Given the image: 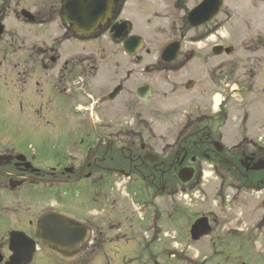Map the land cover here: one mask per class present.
<instances>
[{"label": "flooded vegetation", "instance_id": "flooded-vegetation-1", "mask_svg": "<svg viewBox=\"0 0 264 264\" xmlns=\"http://www.w3.org/2000/svg\"><path fill=\"white\" fill-rule=\"evenodd\" d=\"M114 1L112 18L104 30L110 33L114 26L126 22L128 35H136L134 22L121 15L126 10L139 17L152 12L157 23H168L161 34L171 30L174 38L153 62H146L151 50L144 46L137 54H124L126 70H101L91 56L66 58L70 27L62 5L61 24L55 28L54 6L48 13L35 15L32 26L48 28L47 38L32 47L35 56L31 52L23 55L22 61L18 58L16 86L29 89L35 85L39 96L47 91L49 105L70 106L75 118L65 134L49 141L45 158L36 148H17V140L8 145H3L8 141H0V218L4 206L17 205L18 212L13 227L0 237V264H7L13 256V232L23 233L35 243L30 264H67V258H75L74 264H90L101 250L121 255L124 264H171L173 248L131 247L125 237L163 234L165 199L171 203L170 218L183 217L185 208L173 199L181 190L201 185L204 164H210L213 173L223 179L229 177L237 191L258 195L253 212L262 213L257 229L264 234V169H257L258 163L264 162V112L251 119L249 107L255 102L246 94L254 84L246 86L242 81L236 89L228 85L227 63L221 59L233 49L221 43L210 45L212 22L196 29L189 24V12L204 0ZM10 12V7H0V14ZM0 22L4 24L3 15ZM146 24L151 27L153 21ZM172 43H178L177 54L163 56ZM36 72L43 75L35 80ZM229 93L237 97V103L228 112L223 103ZM260 94L264 96V88ZM226 139L236 144L226 150L222 144ZM24 200L45 204L36 224L33 216L19 212ZM247 205L239 202L235 207L251 210ZM133 208L141 218L136 219ZM45 215L66 221L68 226L63 225L60 234H87L86 239L72 252L48 245L40 238V221ZM211 217H199L194 223L207 218L209 234H213L217 220ZM108 234L123 235L112 238ZM188 264L208 262L203 258Z\"/></svg>", "mask_w": 264, "mask_h": 264}, {"label": "rangeland", "instance_id": "rangeland-1", "mask_svg": "<svg viewBox=\"0 0 264 264\" xmlns=\"http://www.w3.org/2000/svg\"><path fill=\"white\" fill-rule=\"evenodd\" d=\"M62 1L0 0V7L11 9L10 13L0 14L4 17L6 27L0 43V141H8L3 143L8 145L11 141L17 140V148L27 149L29 146L36 148L39 152H43L40 156L44 158L46 157L44 150L47 149L49 141H56L59 135L65 134L74 123L72 119L75 117L70 106L62 105L61 108L55 104L49 105L51 98L47 91L43 96H39L35 85L29 89L16 86L14 67L18 58L22 61L21 57L31 52L35 56L37 52L32 51V47L45 41L48 28L42 30L38 26H30L14 12L19 14L25 9L34 15L44 14L54 6L56 11L53 15L52 28H55L61 24L59 15ZM121 18H128L134 22L133 34L141 35L145 40L144 49L151 50V57L146 62H153L154 57L160 54L163 47L174 38L171 30L161 34L163 29L168 28V23H157L152 12L139 17L126 10ZM147 20L153 21L151 27L147 26ZM198 32L195 34L198 35ZM210 37L211 46L221 43L227 48H233V53L227 56L226 60L221 59L227 63L228 85L236 89L242 81L246 86L254 84L253 90L247 92L246 96L255 102L249 107L251 116L253 114L251 119L258 117L264 112V96L260 94L264 88V0H225L222 15L211 24ZM67 38L64 54L69 60L74 56H91L98 62L101 70H126L122 43L112 39L109 29L106 28L102 33L83 39L75 37L68 29ZM40 75L43 74L36 72L33 77L36 80ZM251 75L255 78L251 79ZM228 90L230 92V89ZM231 94L233 93H229L227 98L222 97V100L226 98L223 105H227L228 112L237 103V97H232ZM215 101L220 102L219 96ZM59 103L57 101V105ZM50 107L58 111L52 113ZM85 117L86 115H81V118ZM222 144L227 150L236 142L233 139H230V142L226 139ZM204 167L201 185L192 190L190 188L181 190L179 196L173 199L185 208L183 217L172 220L169 215L171 203L165 199L163 234H126L125 241H129L131 247L149 245L159 250L173 248L175 259L170 261L171 264H188L189 260L196 261L203 258H206L208 264H264V234H259L261 229H257L260 226L258 222L262 213L253 212V205L259 202L258 195L248 191H237L236 185L229 177L223 179L221 175L214 174L210 164H204ZM183 195L188 196L187 201L184 200ZM239 202L248 204L251 210L235 207ZM20 203L19 212L33 216L35 224L45 212L46 206L39 200L33 202L24 200ZM7 204L10 205L11 202ZM3 209L4 215L0 218V237L6 236L5 233L13 227L15 215L18 214L17 205L4 206ZM133 213L136 219L142 217L134 211V208ZM202 216H213L211 218L216 219L217 224L212 225L213 234L199 242H194L190 229L194 219ZM262 232L264 233V230ZM108 235L113 238L123 234ZM43 257L42 255L41 259ZM67 259L64 263L74 264L75 258ZM165 261L168 262L167 259ZM89 263L124 264L121 255L106 253L103 250L97 252L96 259Z\"/></svg>", "mask_w": 264, "mask_h": 264}, {"label": "water", "instance_id": "water-1", "mask_svg": "<svg viewBox=\"0 0 264 264\" xmlns=\"http://www.w3.org/2000/svg\"><path fill=\"white\" fill-rule=\"evenodd\" d=\"M224 0H204L199 6L188 15V22L193 28H198L205 23L211 22L221 11ZM116 3L114 0H66L62 6L64 15L68 22L72 24L71 29L78 35H89L100 26L106 24L112 17V11ZM21 15L29 22L35 23V18L27 11H22ZM5 27L0 23V40L4 34ZM114 39H123L128 35L126 23L114 26L111 30ZM143 42L140 37L132 36L124 41V49L128 54H135L142 47ZM178 43L169 45L163 52V56L176 55ZM171 62L172 59H167ZM264 162L260 161L258 166L264 169ZM185 183L187 180H183ZM40 238L48 245L55 246L61 251L72 252L78 249L87 237V234H60L64 231L63 225H67L60 216L45 215L41 218ZM68 226V225H67ZM46 232H56L57 234H46ZM210 228L207 218H201L195 222L191 228V238L198 242L201 238L209 236ZM10 250L13 256L7 264H30L34 253L35 243L30 241L23 233L13 232L10 235Z\"/></svg>", "mask_w": 264, "mask_h": 264}, {"label": "bare ground", "instance_id": "bare-ground-1", "mask_svg": "<svg viewBox=\"0 0 264 264\" xmlns=\"http://www.w3.org/2000/svg\"><path fill=\"white\" fill-rule=\"evenodd\" d=\"M218 99V98H217Z\"/></svg>", "mask_w": 264, "mask_h": 264}]
</instances>
